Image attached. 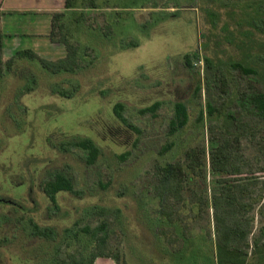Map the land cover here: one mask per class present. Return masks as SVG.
<instances>
[{"label":"rangeland","instance_id":"rangeland-1","mask_svg":"<svg viewBox=\"0 0 264 264\" xmlns=\"http://www.w3.org/2000/svg\"><path fill=\"white\" fill-rule=\"evenodd\" d=\"M126 1L85 2L77 28L69 25L73 70L53 73L24 60L0 79V198L13 201L0 204V264H82L96 252L121 264H204L173 256L184 231L203 249L213 237L205 200L220 152L239 177L264 179V118L250 103L264 93V0L114 6ZM155 101L154 115L140 113ZM176 102L185 104L187 122L170 134ZM117 103L134 129L115 115ZM84 138L99 149L92 163L86 148L70 144ZM169 164L183 180L178 202L162 195ZM57 173L72 186L56 194L58 209L43 192ZM252 190L250 243L264 225V190ZM29 218L53 233L31 235ZM102 222L105 244L85 248L81 232L82 242L67 246L65 229Z\"/></svg>","mask_w":264,"mask_h":264},{"label":"trees","instance_id":"trees-1","mask_svg":"<svg viewBox=\"0 0 264 264\" xmlns=\"http://www.w3.org/2000/svg\"><path fill=\"white\" fill-rule=\"evenodd\" d=\"M94 6L98 8L99 4L97 0H66V10L62 12H56L52 15L51 29L48 34V38L51 42L61 43L65 47L66 55L64 58L56 61L44 59L37 55L30 49L17 50L12 56L7 59H3V33L0 29V79L6 73L16 72L22 61H38L42 68L47 71L56 73L60 70H73L76 58V45L72 44L73 39L69 38L68 33L69 25L78 26L84 13L82 8L86 5ZM144 0H130L124 2L122 5H114L115 7H131L140 5ZM114 7V8H115ZM81 9V10H79ZM123 12V11H122ZM118 14H121L118 11ZM190 64V60H186ZM234 66L240 68L244 72H252L251 69L245 68L241 63L236 62ZM63 95V91H60ZM250 103L252 104V111L261 118H264V93H257L250 97ZM160 106L159 101H155L149 106L140 109V113L144 114L150 112L154 115V112ZM120 104L114 105V113L123 123L129 128L134 129L127 120L119 112ZM175 116L169 122L168 132L174 134L180 128H182L187 122L186 106L182 102H176L174 105ZM211 108L209 107V110ZM71 145L81 146L88 150V163H92L96 160L99 149L95 145L92 139L84 138L77 141H72ZM170 144L165 147L169 148ZM233 163L230 162L229 156L223 152L218 155L217 161L213 163V168L217 173L216 179L213 181L215 184L211 199L205 200V204H209L213 208L214 225L212 230V236L209 244L203 249L200 241H196L193 236H185L183 232L184 242L178 250L179 256L185 255L187 246L191 250L189 260L194 262L203 261L204 264H264V225L260 228V234L258 237L250 243L249 233L251 228V220L248 216L252 207L250 198L252 197L253 188L257 185L264 190V179L261 181L257 177L241 178L239 177L240 171L231 170ZM234 170V172H232ZM164 171V179L162 182L163 197L166 195L174 194L177 199L176 202L181 200L183 191V180L180 176H176L175 167L171 164L162 168ZM181 170L179 169V172ZM71 191L72 186L69 179L63 174L57 173L53 178L46 181L43 184V192L48 197L52 206L58 209L56 194L59 191ZM209 201V203H208ZM257 201V200H256ZM95 209V207H94ZM95 213V212H94ZM99 215H103V210L97 212ZM29 220L33 221L31 218ZM73 228L65 229L66 235H70L67 246L73 242L81 241V232L88 235L87 240L83 241L84 247L87 248L94 242L95 245H103L106 241V236L100 235V232L105 228V222L100 223L94 230L89 226H84L77 231V225H73ZM50 231V232H46ZM54 230L51 227L46 226L43 230L39 225L33 221L31 227V235H38L44 233L45 236L51 235ZM6 237H3L1 242H4ZM82 242V241H81ZM58 244V243H57ZM190 246V247H189ZM97 257H111L117 264H121L117 256L104 254L102 252H96L90 254L85 258L81 256L78 263L93 264Z\"/></svg>","mask_w":264,"mask_h":264},{"label":"crops","instance_id":"crops-1","mask_svg":"<svg viewBox=\"0 0 264 264\" xmlns=\"http://www.w3.org/2000/svg\"><path fill=\"white\" fill-rule=\"evenodd\" d=\"M65 3L66 0H0L4 60L21 49H30L47 59L64 57L61 55L64 47L61 43L51 42L48 34L53 13L66 10ZM173 257L179 261L189 260L187 256L180 257L179 253ZM93 264L117 263L111 257H97Z\"/></svg>","mask_w":264,"mask_h":264},{"label":"flooded vegetation","instance_id":"flooded-vegetation-1","mask_svg":"<svg viewBox=\"0 0 264 264\" xmlns=\"http://www.w3.org/2000/svg\"><path fill=\"white\" fill-rule=\"evenodd\" d=\"M5 201H7V202H11L12 200H11V199L0 198V204H1L2 202H5ZM12 202H13V201H12Z\"/></svg>","mask_w":264,"mask_h":264}]
</instances>
